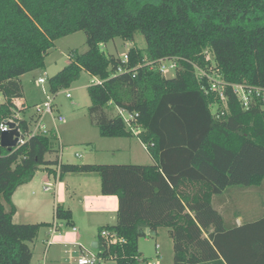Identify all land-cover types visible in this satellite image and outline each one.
<instances>
[{"label": "trees", "instance_id": "obj_1", "mask_svg": "<svg viewBox=\"0 0 264 264\" xmlns=\"http://www.w3.org/2000/svg\"><path fill=\"white\" fill-rule=\"evenodd\" d=\"M78 33L88 51L72 53L48 80L50 94L82 73L99 79L87 89L91 124L106 139L137 138L153 165H64L54 133L8 150L0 132V264H32L30 245L53 225L14 223L15 193L42 170L60 179L96 174L101 195L118 199L116 226L99 229L102 263L142 264L140 241L166 229L174 264H264V106L246 111L227 89L229 112L217 120L219 101L202 90L197 71L264 89V0H0V125L22 104L21 78L45 71L56 42ZM139 36L146 49H132L127 67L142 68L117 75L121 60L101 46ZM164 60L176 61L174 79L146 66ZM119 111L138 116L136 135ZM30 126L22 122L24 132ZM54 216L73 226L64 207ZM104 230L124 243L108 244Z\"/></svg>", "mask_w": 264, "mask_h": 264}, {"label": "rangeland", "instance_id": "obj_2", "mask_svg": "<svg viewBox=\"0 0 264 264\" xmlns=\"http://www.w3.org/2000/svg\"><path fill=\"white\" fill-rule=\"evenodd\" d=\"M134 48L140 50L146 49V42L143 37L139 36L135 42H123L115 40L107 45L101 46L102 52L107 57H114L124 60L125 56ZM88 51L86 45V35L78 33L73 36L59 40L55 44V48L49 53L45 62V71H38L22 77V85L24 91V99L22 104L30 112L34 113V108L42 105L48 100H53L55 105L54 116L56 118L63 117V124L55 123L54 119L45 116V130L53 131L59 134V142L62 147L60 159L64 165H102V166H151L153 162L148 159L147 151H144L139 144L137 138L122 139H106L100 134L98 128L93 126L88 116V109L91 106L87 89L91 87L95 78L86 73H82L80 79L72 85L69 90L61 91L57 96H53L49 92L48 80L54 78L58 73L63 71L70 61V56L74 52L84 54ZM168 63L165 66L168 67ZM46 73V74H45ZM175 71H167L165 78L174 79ZM38 79H44L46 83L39 85ZM66 93H70L72 100L65 98ZM3 97L0 95V100ZM118 113V112H117ZM114 114H111L113 116ZM28 116V113L26 114ZM127 117L125 116V119ZM132 144V153L129 148ZM121 150L124 151L117 158L113 159L108 154L91 155L88 150ZM96 156V157H94ZM57 155H48L47 161L56 160ZM44 169V168H43ZM97 176V188L99 190L100 179ZM48 178L44 170L40 171L36 176V187L25 198V207H33V217H26V211L17 217L16 225H35L43 222L47 224L53 223L55 214V198L58 197V203L62 205L64 201L66 207L74 209V215L77 218L76 228L79 233L73 234V226L67 227L59 239V235L55 236L53 246L46 254V229H42L37 241L30 245L34 258L32 264H78L79 260L89 255L97 256L96 250L92 249V243L98 242L99 228L102 222L97 221L92 215L83 213V209L78 203L79 193L75 190L79 185V175H72L70 179V190L68 194L65 189L60 195L55 192L54 178H50V182L43 186L44 180ZM95 184L92 183V190ZM44 188H49L50 192H45ZM60 200V201H59ZM63 206V205H62ZM27 209V208H25ZM48 241V240H47ZM159 246L157 251L156 246ZM139 252L143 254L146 260L142 264H174L173 241L169 237L168 230L161 229L156 238H144L139 243ZM101 264H115L114 262H106Z\"/></svg>", "mask_w": 264, "mask_h": 264}, {"label": "built area", "instance_id": "obj_3", "mask_svg": "<svg viewBox=\"0 0 264 264\" xmlns=\"http://www.w3.org/2000/svg\"><path fill=\"white\" fill-rule=\"evenodd\" d=\"M122 65L119 67L117 71V75H125L129 74L131 72H135L136 70H139L142 68V65H139L135 70H129L128 64H129V56H125L124 60L121 61ZM169 64L168 67L165 66V64ZM146 66L150 68H157L162 75L165 76V73L167 71H177V63L176 61H169L164 60L157 63H148ZM198 71V77L200 79V84L202 86V90L206 92V94H213L219 101V105L215 106L213 108V115L217 120H220L227 116L228 114V100L226 96L227 89H231L233 91V94L237 97L239 100V103L243 107L244 110L248 111L254 106L262 105L264 106V89L251 87L246 84L243 85H231L225 82L223 77L215 72H210V74L205 73L201 69L197 68ZM204 80L207 81V84L203 83ZM46 81L44 79H41L38 81V84L44 85ZM101 81L99 79H96V81L93 82L92 86L100 85ZM65 98L67 100H72V96L70 93H66ZM5 103L4 98L0 100V107ZM26 110L28 111L25 106H23L20 103H17V110H13V115L11 118L5 120L0 125V132L1 134L8 133L12 131L10 128L11 125L14 126L13 130H16L19 134L18 137V147L16 149H19L20 147L24 146L31 138L34 136L40 135V134H46V133H54L53 131H46L45 130V123H44V117L49 116L54 119L55 123L63 124L65 122V119L63 117L56 118L54 116L55 113V105L53 100H48L42 105H38L34 108V113L32 116H26V113L23 114L22 111ZM119 115L124 120L125 124L127 125L128 129L131 130L134 135L137 134V128L135 125L136 119L138 116H134L125 112H118ZM125 116L127 117L125 119ZM32 119V120H31ZM27 121L31 122V126L28 130V132H24L22 129V122ZM58 136V135H57ZM60 145V155L62 154V147ZM14 149V150H16ZM61 160V159H60ZM59 169L57 170V172ZM45 192H50L51 190L49 188H44ZM66 225L63 222L55 221L52 225V227L49 229V239L46 242V254L47 256L48 250L53 246L54 238L55 236L63 233V231L66 229ZM74 233H77L76 229H72ZM149 234V232H148ZM101 236L103 239H105L108 244H115L117 242L124 243V241L118 240L117 235L114 232H110L107 230H104L101 233ZM159 249V247H157ZM102 262L98 259L97 256L89 255V257H83L79 260L78 264H101Z\"/></svg>", "mask_w": 264, "mask_h": 264}, {"label": "crops", "instance_id": "obj_4", "mask_svg": "<svg viewBox=\"0 0 264 264\" xmlns=\"http://www.w3.org/2000/svg\"><path fill=\"white\" fill-rule=\"evenodd\" d=\"M69 63H70V61L68 62V65H69ZM39 80H41V79H38L37 83H38ZM21 82H22V79H21ZM27 113H28V116H32L33 115V114H30L29 111H27L26 114ZM56 134L59 137V134L57 132H56ZM122 140H127V139H122ZM139 144L142 146L143 150L146 151V148L142 145V143L140 141H139ZM130 146H131L129 148L130 150H128V151H130V154H131L132 153V144H130ZM88 151H89V153H91V155H96V156L98 154H102V153L104 154L105 153V154H108L113 159L117 158L118 155H120L122 152H124V151H121V150L110 149V150H105V151L104 150L95 151V153L93 154V149L88 150ZM96 156H94V157H96ZM148 157H149V155H148ZM148 159H150V157ZM46 175H47L48 178H46L44 180L43 186H46V183H49L50 182V178L53 177L54 178V182H53L54 184L53 185L55 186V192H58L59 195H60L61 191L65 189V192L68 194V192L70 190V186H71L70 185V181H71L70 179H72L70 177H72V175H67V176H65L62 179L59 178L58 173H57L56 176H54V175H49L46 172ZM94 175H96V174H94ZM79 177L80 178H78V179H79L80 183L77 186V189L75 191L78 192L79 195H80L79 199H78V203H79L80 207L83 209V213L87 214V215H92V216H94V218L98 219L97 221H101L102 222L101 223L102 224L101 228L116 226V223H117V210H118V199L116 197H103L101 195V183H100L99 190H98L97 182H96V181H98L97 176H92V174H80ZM36 183L37 182H36V177H35V179L30 184L21 187L15 193V195L13 197V204L15 205V207L17 209V214H16V216L14 218V223H15L17 217L19 216V214L22 212V210L26 211V217L27 218L28 217H33L32 210H34V208L33 207H31V208L25 207V198L24 197L29 195L30 192L35 189ZM92 183L95 184L93 190L91 188ZM54 200H55V203H54L55 204V209H56L57 206H62L63 205L62 207H64L66 210H69V211L72 212V215H73V222H72L73 228L77 230V228H76L77 218L74 215V209L70 208V207H66L64 201H62V203H61L62 205H60V203H58V197H56ZM25 208H27V209H25ZM54 220H55V216H54ZM53 223H51V224H53ZM38 224H47V223L40 222V223H37L35 225H38ZM236 224H237L238 227H240L241 224H242L241 220H237ZM101 228H99V229H101ZM46 231H47V233H46V241L44 242V244H46L47 240L49 239V229H46ZM77 233H79V230H77ZM77 233L73 232V234H77ZM158 235H159V233H158ZM59 239L61 241V239H63V237L60 236ZM97 244H98L97 242L96 243H92V249ZM157 247H159V246L157 245L156 249H157ZM157 251H159V249H157ZM142 256H143V254H142ZM46 258L47 257H45L44 261H46ZM143 259H144V256H143Z\"/></svg>", "mask_w": 264, "mask_h": 264}, {"label": "water", "instance_id": "obj_5", "mask_svg": "<svg viewBox=\"0 0 264 264\" xmlns=\"http://www.w3.org/2000/svg\"><path fill=\"white\" fill-rule=\"evenodd\" d=\"M10 128L12 131L8 133H4L1 136V147L3 149H8V150H14L18 147V137L19 134L16 130L14 129V126L11 125ZM98 244L93 247L94 250H97Z\"/></svg>", "mask_w": 264, "mask_h": 264}]
</instances>
